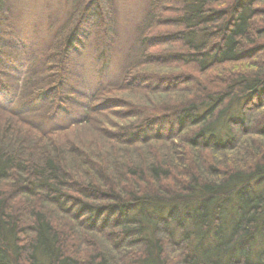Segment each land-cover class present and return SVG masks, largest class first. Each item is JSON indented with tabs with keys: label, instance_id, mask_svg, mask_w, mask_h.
<instances>
[{
	"label": "trees",
	"instance_id": "trees-1",
	"mask_svg": "<svg viewBox=\"0 0 264 264\" xmlns=\"http://www.w3.org/2000/svg\"><path fill=\"white\" fill-rule=\"evenodd\" d=\"M64 2L18 75L0 0V264H264V0H148L113 72L110 1Z\"/></svg>",
	"mask_w": 264,
	"mask_h": 264
},
{
	"label": "rangeland",
	"instance_id": "rangeland-1",
	"mask_svg": "<svg viewBox=\"0 0 264 264\" xmlns=\"http://www.w3.org/2000/svg\"><path fill=\"white\" fill-rule=\"evenodd\" d=\"M65 0H7L8 8L13 14V28L17 38V46L15 50H7V54H3V60H9L14 66L22 61L24 71L29 58L42 53L45 43L51 37L53 31L50 22L54 17L62 18ZM111 10L114 14L115 35H112V45L110 48V58L108 59L109 71L113 72L122 60V55L129 46L130 41L134 37L135 29L139 25L142 15L145 12L146 2L148 0H109ZM11 7V8H10ZM6 14V13H2ZM65 14V13H64ZM11 21H9V25ZM12 29V26L9 27ZM93 30V29H92ZM95 34L92 32L90 40L84 43V46L76 50L75 63L76 67L70 78L71 85L74 83L76 75L81 74L82 82L89 86L97 80L105 78V74L99 75L96 71L101 63L96 64L95 60ZM30 56V57H29ZM33 57V56H32ZM27 61V63H26ZM80 72V73H79ZM19 80V77H18ZM105 80V79H104ZM20 82V81H19ZM20 85V83H19Z\"/></svg>",
	"mask_w": 264,
	"mask_h": 264
}]
</instances>
